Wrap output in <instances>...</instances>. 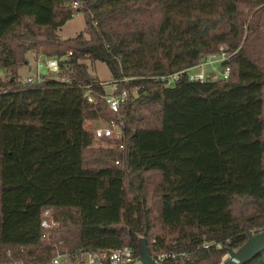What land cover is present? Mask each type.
<instances>
[{
    "label": "trees",
    "instance_id": "16d2710c",
    "mask_svg": "<svg viewBox=\"0 0 264 264\" xmlns=\"http://www.w3.org/2000/svg\"><path fill=\"white\" fill-rule=\"evenodd\" d=\"M77 10L84 29L61 39ZM220 46L227 79L157 78ZM40 48L70 82L20 83L25 52ZM85 59L141 85L120 110L124 139L84 126L117 119L83 95ZM0 72V264L46 260L45 210L59 223L52 239L70 249L137 250L139 235L149 250L222 242L194 264H219L264 226V0H0ZM243 264H264V249Z\"/></svg>",
    "mask_w": 264,
    "mask_h": 264
},
{
    "label": "built area",
    "instance_id": "2783aa9c",
    "mask_svg": "<svg viewBox=\"0 0 264 264\" xmlns=\"http://www.w3.org/2000/svg\"><path fill=\"white\" fill-rule=\"evenodd\" d=\"M72 6L76 7L77 3L74 2ZM228 58V52L224 51L222 46H220L217 52L203 56L195 66L181 69L167 75H161L157 78L163 81L165 85H172L184 74H186L190 80L203 81L206 79V65H213L215 62L222 63L223 61H227ZM45 65L54 73V78L60 81L70 82L68 76H62L59 74L60 66L56 57L47 58ZM222 65L223 71L221 73V78L227 79L229 75V66L227 63ZM193 68H198V70L192 71ZM90 74L92 76L91 83L87 85L83 95L89 103H95L96 96H98L104 101L106 106L117 115V119H111L108 121L98 119L95 121L92 125L94 137L124 139V121L120 110L123 103L139 96V88L141 85L131 84L130 81L132 80V77H122L105 83L98 78L94 72ZM36 76L39 78L37 81L43 78V75H38L37 73ZM211 76L213 79L218 78L215 74H212ZM28 80H31V78ZM97 85L103 88V92H98L95 89V86ZM119 147L123 148V142L119 144ZM58 224V221L55 220L48 210H45L42 213L40 225L46 230V236L51 246L50 254L46 260L37 259L35 256H30L28 258L10 257L4 264H145L139 256V249L136 250L131 245L117 247H76L70 249L69 247L64 246L62 240L52 239V233L58 227ZM139 237L141 238L143 235H139ZM155 242V239L150 241V243ZM225 243L229 244V239H225ZM212 246L221 247L222 242L204 241L197 247H164L151 250L147 248V250L153 264H194L197 250L199 248H209ZM232 248L235 249L236 247ZM227 255L228 251L223 254L221 261L226 258Z\"/></svg>",
    "mask_w": 264,
    "mask_h": 264
},
{
    "label": "rangeland",
    "instance_id": "374dc122",
    "mask_svg": "<svg viewBox=\"0 0 264 264\" xmlns=\"http://www.w3.org/2000/svg\"><path fill=\"white\" fill-rule=\"evenodd\" d=\"M85 27V17L81 11H77L70 19H68L59 29H57L56 34L61 39L75 37L80 31H82ZM42 48L40 49H30L25 52L24 57L27 62L21 65L18 69V79L20 83L25 82H33L37 81L39 78L36 76L38 75L45 76H53L54 73L51 72L47 66L45 65L46 59L55 56H49L43 53ZM46 58V59H45ZM87 64L88 71L90 73L94 72L98 78H100L105 83H108L113 80L112 75L107 68L106 64L101 61L91 62L87 59L83 60ZM206 78H211L212 74H215L216 77L221 78V73L223 71V65L220 62H215L213 65H206ZM198 68H193L192 71H197ZM0 75L4 78L5 73L0 72ZM31 78V80H28ZM108 86V85H107ZM84 126L92 131V125L89 124L87 121L84 122ZM101 144L100 141L97 139L94 140L93 145ZM148 182L154 183L156 181V174L148 175ZM252 232H260L264 231V226L260 225L256 228L250 229Z\"/></svg>",
    "mask_w": 264,
    "mask_h": 264
},
{
    "label": "water",
    "instance_id": "95a60500",
    "mask_svg": "<svg viewBox=\"0 0 264 264\" xmlns=\"http://www.w3.org/2000/svg\"><path fill=\"white\" fill-rule=\"evenodd\" d=\"M224 63H227V61H223L221 64ZM245 232L247 238L244 243L235 249L228 248V255L220 262V264H243L264 249V231L254 233L250 229H246ZM139 256L145 264H153L147 250L146 239L144 236L141 237L139 241Z\"/></svg>",
    "mask_w": 264,
    "mask_h": 264
},
{
    "label": "bare ground",
    "instance_id": "6f19581e",
    "mask_svg": "<svg viewBox=\"0 0 264 264\" xmlns=\"http://www.w3.org/2000/svg\"><path fill=\"white\" fill-rule=\"evenodd\" d=\"M229 264V263H228Z\"/></svg>",
    "mask_w": 264,
    "mask_h": 264
}]
</instances>
